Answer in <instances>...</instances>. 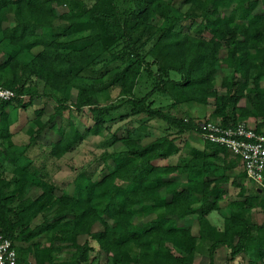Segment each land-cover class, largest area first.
<instances>
[{"label":"trees","instance_id":"obj_1","mask_svg":"<svg viewBox=\"0 0 264 264\" xmlns=\"http://www.w3.org/2000/svg\"><path fill=\"white\" fill-rule=\"evenodd\" d=\"M82 32L88 43L61 49L62 38ZM3 42L13 51L0 49V85L14 96L0 100L2 143L11 141L10 109L27 110L41 96L57 103L52 110L45 104L34 109L30 142L41 138L51 156L101 134L119 105L100 104L93 85L79 87L72 102L69 88L90 70L102 81L110 62L118 64L104 86L127 96V111L117 120L144 116L125 134H114V152L101 156L106 173L81 172L71 193L30 178L38 173L17 163L10 177L0 175V233L13 242L17 264H90L95 245L112 264H194L199 240L209 242L202 264H216L221 246L228 250L224 264L236 257L264 264V220L250 219L252 209L264 211V197L258 188L245 192L244 170L233 172L242 167L238 155L202 137L201 124L215 120L197 122L154 106L158 96L169 97L172 107L212 98V114L222 126L245 117L253 126L241 122L264 133V0H0ZM24 51L31 53L25 62L19 58ZM97 64L101 69L91 68ZM71 108H86L83 132L69 116L63 119ZM151 119L166 127L145 142ZM187 133L198 134L202 147H191L180 163H155L178 154ZM212 165L222 173L209 171ZM229 192L235 196L219 228L208 215L222 213L220 202ZM40 214L42 221L31 226ZM189 219L193 224L183 223ZM63 248L70 256L58 262Z\"/></svg>","mask_w":264,"mask_h":264},{"label":"rangeland","instance_id":"obj_2","mask_svg":"<svg viewBox=\"0 0 264 264\" xmlns=\"http://www.w3.org/2000/svg\"><path fill=\"white\" fill-rule=\"evenodd\" d=\"M124 1V0H123ZM125 6V5H124ZM62 44L60 45L61 49L68 51L74 48H79L88 43L87 32H82L71 38H62ZM151 44V42H149ZM5 48L6 51H13L12 47L3 43H0V49ZM149 48V44L146 45L144 51ZM2 54H0V59ZM19 58L22 61H27L31 58V53L24 51L20 53ZM150 59L149 57H147ZM117 62H110L107 65L110 68V72L104 76L102 81H96L92 75H96L94 71H86L82 76L77 77L72 85L69 88V100L72 102L76 98L77 91L79 87L86 86L89 87L93 85L94 90L96 89V97L100 104H114L119 105L118 109L115 111L114 116L116 119L114 121L107 122V129L103 130L99 135H86L83 140L77 143L72 150L64 153L61 157L56 158L49 154L48 146H45L42 143L41 138H37L35 142H30V136L33 135V130L35 129L34 123L32 121L34 117V109L39 106L46 105L47 110H52V106H55V98L41 96V102L35 106L29 107L27 110L15 109L12 107L9 111V121L10 129L12 132L11 141L4 142L0 141V146L5 148V156L0 157V175L5 177H10L13 174V170L16 166V163L19 166H28L30 171H36L38 175L31 174L30 178L36 180L47 181L51 184L56 185L60 190L66 192H73L74 189V180L78 174L86 171V173H93L94 175H102L106 173L105 162L101 156L105 153L114 152L116 144H113L115 140L114 134L117 136L125 134L127 129L136 127L144 120V116H136L133 118H126L122 121L117 120L119 114H123L127 111V106L124 105V100L127 96H122L118 87H105L104 82H106L110 75H113V71ZM102 64H97L91 68L94 70L101 69ZM105 68V66H103ZM103 68V69H104ZM221 75V74H219ZM219 78V76H218ZM219 82V80H218ZM41 86V84H40ZM219 89V88H218ZM223 92L222 89L218 90ZM41 93V92H39ZM141 93L138 91L137 95ZM143 94V93H142ZM138 97V96H137ZM26 98V97H25ZM213 99L209 98L208 103L205 105L196 104V103H187L185 105L172 107L171 100L169 97L158 96L156 97V102L154 106H161L164 112L168 114L175 115L180 118L193 117L197 122H202L206 119L215 120L217 122L221 120L219 117H216L212 114V109L214 107ZM124 103V104H123ZM86 110V108H84ZM84 110V111H85ZM83 109L81 112H83ZM230 111V109H228ZM81 112H76L73 108L70 111H65L63 119H69L68 116L72 119L80 131H84V128L89 124L87 121L86 115L80 114ZM239 112H236L237 115ZM238 120L245 121L248 125L253 126V120L250 118L239 117ZM219 123V122H218ZM148 132L149 135L146 137L145 142L153 139L158 136L166 125L163 121L159 119H151L148 122ZM170 132H174V129H170ZM181 143L179 142L180 151L178 154L169 157L168 159L156 160V164H177L189 157V149L193 146L201 148L203 145V139L196 133H187L182 138ZM109 161V160H108ZM209 171H212L217 174H221L222 170L219 166L212 165L209 168ZM234 174L243 173L241 165L234 169ZM34 173V172H33ZM239 178L241 177L238 174ZM242 178V177H241ZM179 183L184 181V176H179ZM243 185L245 187V192L250 193L255 191L254 189L258 188L260 196L264 197V183H257L250 181L246 177L243 179ZM227 185H224L226 187ZM262 187V190L260 189ZM236 191L238 188L235 189ZM235 196V192H229L223 201L220 202L222 207V213L220 211H212L208 218L210 222L221 228L223 224V212L225 213L224 207L228 200ZM250 219L253 222L261 223L264 220V211L258 208L252 209L250 212ZM42 221V214L38 215L32 222L31 226H34ZM184 224H193V220H185ZM196 230V225L193 226ZM209 242L207 241H198V250L196 254L195 264H202V259L206 256L207 247ZM71 250L63 248L58 255V262H61L70 256ZM131 253L134 255L135 251L132 250ZM228 255V250L225 246H221L217 249L214 261L216 264H224L226 262V256ZM201 259V260H200ZM233 264H245L246 260L242 257H236ZM90 264H112L110 258L101 253L98 248H93L90 253Z\"/></svg>","mask_w":264,"mask_h":264},{"label":"built area","instance_id":"obj_3","mask_svg":"<svg viewBox=\"0 0 264 264\" xmlns=\"http://www.w3.org/2000/svg\"><path fill=\"white\" fill-rule=\"evenodd\" d=\"M14 91L0 85V100H9ZM202 137L229 149L241 159L247 179L261 182L264 172V133L255 131L243 122L222 126L218 122L201 124ZM0 264H17L13 242L0 233Z\"/></svg>","mask_w":264,"mask_h":264},{"label":"crops","instance_id":"obj_4","mask_svg":"<svg viewBox=\"0 0 264 264\" xmlns=\"http://www.w3.org/2000/svg\"><path fill=\"white\" fill-rule=\"evenodd\" d=\"M196 258V257H195ZM206 257H204V259H205ZM201 260V259H200ZM194 264H195V260H194Z\"/></svg>","mask_w":264,"mask_h":264}]
</instances>
